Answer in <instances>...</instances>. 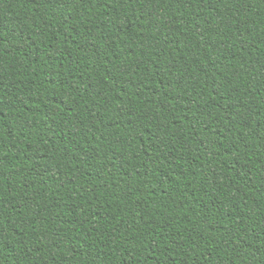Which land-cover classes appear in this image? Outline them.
Returning a JSON list of instances; mask_svg holds the SVG:
<instances>
[{"label":"trees","instance_id":"16d2710c","mask_svg":"<svg viewBox=\"0 0 264 264\" xmlns=\"http://www.w3.org/2000/svg\"><path fill=\"white\" fill-rule=\"evenodd\" d=\"M0 264H264V0H0Z\"/></svg>","mask_w":264,"mask_h":264}]
</instances>
